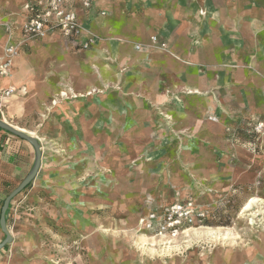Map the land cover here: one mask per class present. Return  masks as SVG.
Listing matches in <instances>:
<instances>
[{"label": "rangeland", "instance_id": "rangeland-1", "mask_svg": "<svg viewBox=\"0 0 264 264\" xmlns=\"http://www.w3.org/2000/svg\"><path fill=\"white\" fill-rule=\"evenodd\" d=\"M157 41L153 46L177 57ZM186 85L178 74L164 75L163 100L148 86L102 98L95 94L113 84L78 97H63L70 91L64 86L53 92L41 120L32 119L42 166L12 200L6 264H210L220 248L257 240L261 215L253 203L264 194V109L256 105H263L264 94L230 103L240 110L212 113L205 98L194 97L209 92ZM200 105L207 108L203 115L178 114ZM89 106L120 107L121 124L96 126L84 110ZM164 183L174 191L190 188L210 209L209 220L194 227L202 228L200 236L163 242L135 224L143 193Z\"/></svg>", "mask_w": 264, "mask_h": 264}, {"label": "crops", "instance_id": "crops-1", "mask_svg": "<svg viewBox=\"0 0 264 264\" xmlns=\"http://www.w3.org/2000/svg\"><path fill=\"white\" fill-rule=\"evenodd\" d=\"M25 1L0 0V20L21 21ZM77 9L85 28L97 36V41L81 49L78 42L66 40L57 32L31 41L16 58L12 77H0V90L15 88L0 110V119L34 132L32 119L41 120L42 104L63 86L88 95L91 90L114 85L108 93L95 94L98 98L106 94H138L142 86H148L150 95L163 100L159 88L162 77L169 73L178 74L189 89L209 92L194 97L205 98L212 113L240 110L242 106L230 103L254 102L257 92L264 94V0H97L90 10ZM153 36L168 44L177 57L153 46ZM5 42L6 35L0 28V56ZM138 44L143 45L141 49H137ZM64 104L67 107V102ZM256 107L264 109V101ZM207 108L200 105L192 110L178 109V114L203 115ZM84 110L96 126L113 128L121 124L125 112L120 107L105 106ZM207 123L211 122L200 120L198 125ZM34 160L30 142L0 129V214L6 196L25 178ZM178 192L191 193L197 200L188 187ZM175 195L176 190L167 183L149 186L142 195L135 224L149 210L146 198L164 202ZM256 197L260 200L253 204H258L261 215L256 223L258 239L220 248L210 264H264V194ZM12 203L9 209H13ZM201 230L191 228L177 242L193 234L200 236ZM226 234L230 237V233ZM4 238L0 226V242ZM4 249L6 246L0 250V264H6Z\"/></svg>", "mask_w": 264, "mask_h": 264}, {"label": "built area", "instance_id": "built-area-1", "mask_svg": "<svg viewBox=\"0 0 264 264\" xmlns=\"http://www.w3.org/2000/svg\"><path fill=\"white\" fill-rule=\"evenodd\" d=\"M97 0H26L22 5V20L1 19L0 28L4 30L6 42L0 56V77L12 73L16 58L33 40L43 39L51 32H57L66 40L78 42L81 49H88L97 41V36L87 31L81 21L77 7L90 10ZM105 14V12H102ZM80 38H84L80 42ZM157 44V36L151 38ZM166 44H162L164 47ZM160 48V47H159ZM141 49V45H137ZM62 91L63 97L84 95L74 90ZM15 92L14 87L0 90V110L5 100ZM173 198L164 202L146 198L148 212L139 220V228L164 241L178 240L179 237L196 226L204 225L210 209L197 202L191 193L176 190ZM163 241V242H164Z\"/></svg>", "mask_w": 264, "mask_h": 264}, {"label": "water", "instance_id": "water-1", "mask_svg": "<svg viewBox=\"0 0 264 264\" xmlns=\"http://www.w3.org/2000/svg\"><path fill=\"white\" fill-rule=\"evenodd\" d=\"M0 128L6 130L16 136L21 137L24 140H27L32 144L35 150V160L31 170L25 176V178L19 183V185L14 188L5 198L3 205L1 207V214H0V226L2 231L5 234V238L0 242V250L4 248L7 244H10L13 241V235L9 230L7 224V214L10 208V204L12 200L20 194L28 185H30L34 179L37 177L41 166H42V158L43 152L40 140L35 137L33 134L28 133L20 128L16 127L15 125L0 119Z\"/></svg>", "mask_w": 264, "mask_h": 264}, {"label": "bare ground", "instance_id": "bare-ground-1", "mask_svg": "<svg viewBox=\"0 0 264 264\" xmlns=\"http://www.w3.org/2000/svg\"><path fill=\"white\" fill-rule=\"evenodd\" d=\"M11 74H12V73H11ZM11 74H10L8 77H12ZM32 133L35 134V132H32ZM40 139H41V138H40ZM250 206H251V205H249L248 207H250ZM246 209H247V208H246ZM253 222H254V221H253ZM193 228H194V227H193ZM139 232H140V231H139ZM139 232H138V233H139ZM139 234H141V233H139ZM212 234H215V232H213ZM193 235H194V234H193ZM138 236H139V235H138ZM152 236H153V235H152ZM155 237H156V236H155ZM193 237H194V236H193ZM212 237H213V236H212ZM219 237H220V236H219ZM223 237H225V236H223ZM223 237H222V238H223ZM225 238H227V237H225ZM142 240H143V242L145 243V245L148 244L146 238H142ZM170 241H172V240H170ZM146 242H147V243H146ZM144 243H143V244H144ZM153 244H154V243H153ZM142 246H143V245H142ZM162 246H163V245H162ZM144 248H145V247H144ZM148 248H149V247H148Z\"/></svg>", "mask_w": 264, "mask_h": 264}, {"label": "trees", "instance_id": "trees-1", "mask_svg": "<svg viewBox=\"0 0 264 264\" xmlns=\"http://www.w3.org/2000/svg\"><path fill=\"white\" fill-rule=\"evenodd\" d=\"M0 129H2V128H0ZM208 220H209V219H207L206 222H207ZM206 222H205V223H206Z\"/></svg>", "mask_w": 264, "mask_h": 264}]
</instances>
